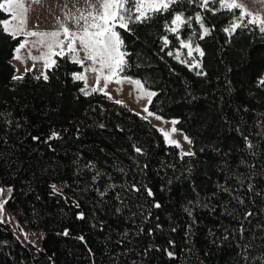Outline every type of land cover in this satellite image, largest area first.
<instances>
[{
	"label": "trees",
	"instance_id": "obj_1",
	"mask_svg": "<svg viewBox=\"0 0 264 264\" xmlns=\"http://www.w3.org/2000/svg\"><path fill=\"white\" fill-rule=\"evenodd\" d=\"M174 8L199 10L186 0ZM202 15L214 30L197 35L194 69L167 54L179 47L163 28L170 13L121 30L122 75L157 93L153 112L176 118L195 153L183 158L125 103L84 95L68 59L56 58L48 80L33 69L13 80L19 39L0 32V186L13 188L7 205L19 222L46 232L34 250L1 222L0 264H264V34L249 26L229 36L231 14ZM162 35L172 41L163 51Z\"/></svg>",
	"mask_w": 264,
	"mask_h": 264
},
{
	"label": "snow or ice",
	"instance_id": "obj_2",
	"mask_svg": "<svg viewBox=\"0 0 264 264\" xmlns=\"http://www.w3.org/2000/svg\"><path fill=\"white\" fill-rule=\"evenodd\" d=\"M182 2L183 0H83V6H74V11L65 12L63 18L57 17L55 30L40 31L35 28L29 29L28 18L32 10V4H39L41 0H0V12L8 17L0 19V32L10 36L13 40L19 39L14 57L17 60L22 61L24 59L20 55L21 49L31 44L33 48L46 49V51H41L39 56H33L29 51V57L33 61L42 60L45 68L50 69L57 66V57L68 59L82 69L71 74L73 79L84 82L86 86L89 79L88 74H93L95 86L92 87L91 92H101L111 99L110 93L106 91L109 84L112 82L116 84L128 82L135 85L141 98H147V104H151L152 97L157 93L148 90L141 80L122 75L128 67L126 57L130 53L125 48L121 30L131 33L133 25L147 24L157 15L170 13L171 19L165 20L163 28L166 33L175 36L179 47L175 52L168 51L167 54L175 56L180 63H187V61L180 59V50L187 49L185 55L192 60L190 64H187L190 69L201 67V62L194 53H198L200 57L204 55L200 44L196 41L197 35H199L200 40H203L211 35L214 30V26L206 24L205 17L202 15L204 12H210L213 15L220 12L231 14L228 26L222 29L229 36L238 29H247L249 26H255L260 33L264 34V15L261 14V11L253 12L250 10L243 0H186L187 4L199 9L191 16H186L184 11L175 10L174 6ZM253 3L260 4L262 10H264V0H253ZM193 21L200 29L199 33L195 28H192ZM185 26L191 29V34L187 38L182 37L180 34ZM21 37L23 38L21 39ZM29 37H36L37 39L29 40ZM159 39L163 45L161 51L172 43L168 35H162ZM28 71H31V69L25 68V72ZM201 74V72H197V75ZM41 76L44 80H48V75L45 72H42ZM23 78V75L12 77L13 80H22ZM40 78L36 77V79ZM101 81H103L102 86ZM258 83L264 86V77ZM80 91L84 95L90 94L85 91V88H81ZM115 103L123 104L120 100H116ZM143 111L147 113L146 116L141 117L144 120H147L150 116L155 117L157 120L163 119L149 111L147 105H145ZM136 115L140 116L141 114L137 112ZM177 123V120L171 121L173 125L170 130L171 133L178 131L175 127ZM158 131L164 136L166 143L177 148L180 147L179 141L170 139L169 131H165L163 128L158 129ZM56 137H58V133L53 131L49 139ZM33 139L38 140L39 137H33ZM244 139L247 147L251 149L253 147L252 143L248 142L247 137H244ZM184 140L189 144L192 143L186 135ZM134 150L137 153L142 152L139 147ZM194 155L195 153L191 151L180 152L181 158ZM51 187L54 192L59 191L55 185ZM132 187L134 191H140L135 185ZM146 191L148 196L154 195L150 188H147ZM12 192L13 188L11 186L0 187V222H3L4 207L11 198ZM76 206L79 207V204ZM153 206L159 208L161 205L155 203ZM247 215H251V213ZM78 218L83 219V213H80ZM175 230V228L172 229V231ZM63 234L67 236L68 231L65 230ZM79 239L84 240V237L81 236ZM169 243L172 242L169 241ZM166 254L170 258L174 256L171 251H166Z\"/></svg>",
	"mask_w": 264,
	"mask_h": 264
},
{
	"label": "rangeland",
	"instance_id": "obj_3",
	"mask_svg": "<svg viewBox=\"0 0 264 264\" xmlns=\"http://www.w3.org/2000/svg\"><path fill=\"white\" fill-rule=\"evenodd\" d=\"M243 2L253 12L261 11V14L264 15V10H262V6L260 4L253 3V0H243ZM74 6L76 7L83 6V0H41V3L39 4H32V10L28 18V27L29 29L35 28L40 31L55 30L57 17L63 18L65 12L69 10L74 11ZM28 39L33 40L37 38L29 37ZM29 51L31 52V55L39 56L41 51H46V49H43L40 47L33 48L31 44H29L24 49H21L20 55L24 58L22 61L14 58L16 55L15 50H14L12 62L14 63L16 67L15 75L24 74L25 68L35 70L37 74H41L42 72L46 73L47 68H45L43 61L42 60L33 61L29 57ZM186 51L187 49L180 50V59L185 60L187 61L188 64H190L192 60L190 57H187L185 55ZM194 55H196L197 59L200 60L201 62V57L199 56V54L194 53ZM88 75H89V79L87 82V86L85 85L83 88H85V91L90 93L92 87L95 86V79H94L93 74L89 73ZM102 84H103V81H101V86ZM148 90L153 91L151 89H148ZM106 91L110 93L113 99L120 100L123 103H125V105L129 109L139 112L143 116L147 115V113L143 111L145 105H147L149 108V104H147V98L140 97L139 90L135 87V85L130 84L128 82H123L121 84H116L115 82H112L109 84ZM149 111L153 112L150 108H149ZM155 114L162 117L163 119L157 120L155 119V117L150 116L148 117V120L150 121V123L157 129L163 128L165 131L170 132L171 128L173 127V125L171 124V121L176 120V118H165L158 113H155ZM176 129L178 128L176 127ZM185 135L186 134L184 133V131L178 129V131L175 133L170 132V139L179 141L181 151H191L192 152L193 151L192 145L184 140ZM0 187H8V186H0ZM2 221L3 223L10 224L11 228L19 236V238L22 240L24 244L30 246L34 250H36L37 247H42L43 237L45 236L46 232L43 230L33 229V228L24 226L13 215L7 203L5 204V207H4Z\"/></svg>",
	"mask_w": 264,
	"mask_h": 264
},
{
	"label": "water",
	"instance_id": "obj_4",
	"mask_svg": "<svg viewBox=\"0 0 264 264\" xmlns=\"http://www.w3.org/2000/svg\"><path fill=\"white\" fill-rule=\"evenodd\" d=\"M168 251H170V250H168ZM173 257H176V254L174 253V256Z\"/></svg>",
	"mask_w": 264,
	"mask_h": 264
}]
</instances>
